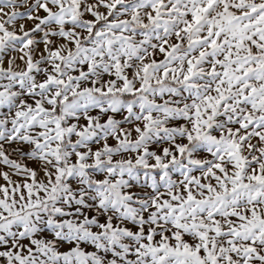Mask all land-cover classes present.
<instances>
[{
  "label": "snow or ice",
  "instance_id": "snow-or-ice-1",
  "mask_svg": "<svg viewBox=\"0 0 264 264\" xmlns=\"http://www.w3.org/2000/svg\"><path fill=\"white\" fill-rule=\"evenodd\" d=\"M0 264H264V0H0Z\"/></svg>",
  "mask_w": 264,
  "mask_h": 264
}]
</instances>
